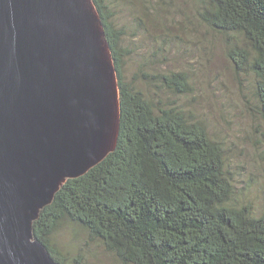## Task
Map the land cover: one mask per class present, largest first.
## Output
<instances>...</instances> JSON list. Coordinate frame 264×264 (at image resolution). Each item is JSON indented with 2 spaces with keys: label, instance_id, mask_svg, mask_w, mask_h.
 I'll use <instances>...</instances> for the list:
<instances>
[{
  "label": "trees",
  "instance_id": "16d2710c",
  "mask_svg": "<svg viewBox=\"0 0 264 264\" xmlns=\"http://www.w3.org/2000/svg\"><path fill=\"white\" fill-rule=\"evenodd\" d=\"M96 2L119 69L118 145L65 182L35 221V236L60 264H88L83 254H64L57 246L65 226L84 231L121 264H264V213L236 203L224 149L176 104L158 106L135 84L163 79L184 92L186 75L141 72L128 81L125 33L104 1ZM204 8L210 24L235 40L229 55L236 67H251L264 121V0H206Z\"/></svg>",
  "mask_w": 264,
  "mask_h": 264
},
{
  "label": "water",
  "instance_id": "95a60500",
  "mask_svg": "<svg viewBox=\"0 0 264 264\" xmlns=\"http://www.w3.org/2000/svg\"><path fill=\"white\" fill-rule=\"evenodd\" d=\"M119 81L96 0H0V264H60L34 223L117 148Z\"/></svg>",
  "mask_w": 264,
  "mask_h": 264
},
{
  "label": "rangeland",
  "instance_id": "374dc122",
  "mask_svg": "<svg viewBox=\"0 0 264 264\" xmlns=\"http://www.w3.org/2000/svg\"><path fill=\"white\" fill-rule=\"evenodd\" d=\"M103 1L112 13L110 20L125 33L121 47L130 52L124 58L126 79L133 81L141 72L149 77L159 72L162 78L184 73V92L170 89L163 79L135 84L156 105L176 104L190 121L206 127L224 149L236 203L263 214L264 121L256 77L251 67L234 64L229 53L235 40L207 20L206 0ZM55 239L64 254L81 253L88 264H121L78 228L65 226Z\"/></svg>",
  "mask_w": 264,
  "mask_h": 264
}]
</instances>
